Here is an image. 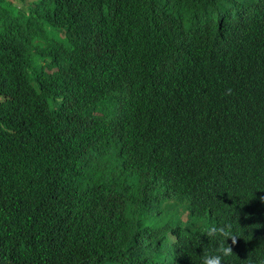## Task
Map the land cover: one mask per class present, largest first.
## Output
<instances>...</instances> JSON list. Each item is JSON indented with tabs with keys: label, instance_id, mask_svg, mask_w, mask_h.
Segmentation results:
<instances>
[{
	"label": "trees",
	"instance_id": "obj_1",
	"mask_svg": "<svg viewBox=\"0 0 264 264\" xmlns=\"http://www.w3.org/2000/svg\"><path fill=\"white\" fill-rule=\"evenodd\" d=\"M205 127L264 156V0H0V264H198Z\"/></svg>",
	"mask_w": 264,
	"mask_h": 264
},
{
	"label": "clouds",
	"instance_id": "obj_2",
	"mask_svg": "<svg viewBox=\"0 0 264 264\" xmlns=\"http://www.w3.org/2000/svg\"><path fill=\"white\" fill-rule=\"evenodd\" d=\"M210 102V92L205 90L197 94L192 106ZM212 133L205 127L192 141L196 157L192 162L198 171L190 175L199 178L205 170L208 184L220 191V195L213 198L209 210L216 227L201 230V235L215 240L216 244L209 251L203 250L198 256V264H225V258L232 255L226 240L230 238L235 243L238 237L233 231L250 230L264 235V174L259 172L263 164L264 173V156L256 158L254 168L246 165L243 161L246 155L238 148L231 152H225L223 147L221 150L207 148L205 145L210 140L201 136ZM211 139L217 141L218 135Z\"/></svg>",
	"mask_w": 264,
	"mask_h": 264
}]
</instances>
